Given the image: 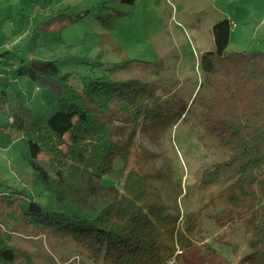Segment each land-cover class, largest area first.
I'll return each mask as SVG.
<instances>
[{"label": "rangeland", "instance_id": "obj_1", "mask_svg": "<svg viewBox=\"0 0 264 264\" xmlns=\"http://www.w3.org/2000/svg\"><path fill=\"white\" fill-rule=\"evenodd\" d=\"M237 3L236 22L244 34L240 43L233 38L228 52H264V21L259 19L264 0ZM233 8L226 0H0V54L12 63L57 59L87 75L86 64L100 55L109 64L151 61V69L137 66L133 72L160 81L155 91L164 96L169 112L160 123L134 132L115 110L110 117L112 139L130 151L128 168L150 176L151 186L173 215L163 248L173 254L179 247L178 264H245L249 221L264 211V192L257 184L242 190L234 181L205 187L200 182L202 171L226 161L228 154L192 107L202 82L199 62L214 48L212 26ZM49 16L54 19L44 23ZM3 70L1 175L38 196L43 188L32 174L30 142L42 147L39 164L52 173L44 141L47 121L60 101L49 85L20 76L16 66ZM254 177L264 180V169ZM2 209L0 205V229L10 223L13 243L25 250L32 264H95L73 240L28 229L5 217ZM188 215L195 217L190 232Z\"/></svg>", "mask_w": 264, "mask_h": 264}, {"label": "trees", "instance_id": "obj_2", "mask_svg": "<svg viewBox=\"0 0 264 264\" xmlns=\"http://www.w3.org/2000/svg\"><path fill=\"white\" fill-rule=\"evenodd\" d=\"M211 29L214 48L200 58L202 82L192 107L228 159L203 170L200 182L205 187L234 181L242 190L257 184L264 192V180L254 177L264 169V52H228V19ZM63 63L30 58L12 63L0 54V80L6 78L4 67L16 66L20 76L49 85L60 101L47 121L44 141L52 173L39 164L42 147L30 142L32 174L43 191L35 196L21 184L11 185L0 166L2 214L44 235L73 240L95 264H169L179 247L169 253L163 240L174 217L151 186L150 176L128 168L130 151L113 141L110 120L116 110L136 132L166 117V100L155 91L160 81L133 72L137 66L151 69V61L109 64L100 55L86 64L87 75ZM4 127L0 124V131ZM194 219L188 215L187 232L194 228ZM10 228L6 223L0 229V264H32L25 250L13 243ZM249 228L242 262L264 264V211L249 221Z\"/></svg>", "mask_w": 264, "mask_h": 264}, {"label": "crops", "instance_id": "obj_3", "mask_svg": "<svg viewBox=\"0 0 264 264\" xmlns=\"http://www.w3.org/2000/svg\"><path fill=\"white\" fill-rule=\"evenodd\" d=\"M228 1V3L233 4L234 8L231 9L230 11H226L223 13V16H225V19H228L231 24H232V30H231V35H230V45L233 44L234 41L240 43L242 40V35L244 34L243 29L241 28V30L239 29V23L236 22L238 21L239 17L237 15H235V8L238 5V1L239 0H226ZM261 15L259 17L260 20L264 21V11H261ZM236 22V23H235ZM239 32V33H238ZM234 38V41H232Z\"/></svg>", "mask_w": 264, "mask_h": 264}, {"label": "built area", "instance_id": "obj_4", "mask_svg": "<svg viewBox=\"0 0 264 264\" xmlns=\"http://www.w3.org/2000/svg\"><path fill=\"white\" fill-rule=\"evenodd\" d=\"M180 255H182V251H180L179 249L176 251L175 256L171 258V260L169 261V264H177V260L180 257Z\"/></svg>", "mask_w": 264, "mask_h": 264}]
</instances>
